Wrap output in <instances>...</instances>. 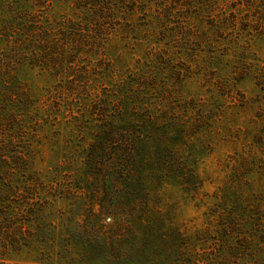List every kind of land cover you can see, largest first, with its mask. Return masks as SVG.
<instances>
[{"label": "trees", "instance_id": "1", "mask_svg": "<svg viewBox=\"0 0 264 264\" xmlns=\"http://www.w3.org/2000/svg\"><path fill=\"white\" fill-rule=\"evenodd\" d=\"M54 1L0 0V126L3 119L18 116L26 134L38 133L45 126H64L73 136L67 166L77 163V172L67 171L62 177L68 181L73 176L100 178L108 185L123 182L128 189L124 194L132 197L131 206L127 212L120 210V201L127 195L110 193L111 207L104 214L95 213L93 205L86 207L70 188L55 187L56 177L48 183L39 173L35 177L31 134L26 142L29 146L18 155L22 173L15 185L0 184V249H34L40 260L33 264H241L226 258L235 241L248 242L236 217L209 218L210 224L201 229L178 222L161 206L151 207L154 192L145 184L159 188L170 181H185V171L190 181L199 177L190 155L181 149L144 150L148 140L155 141L152 138L159 124L150 113V100L142 102L150 108L146 111L130 104L135 102L133 85L140 76L146 74L148 79L160 73L152 56L163 47L180 45V56L191 53L196 58L201 46L189 40L197 38L194 32L203 23L221 34L230 30L231 39L252 35V19L242 27H237V20L258 16L263 21L264 0H64L72 5L73 16L61 18H53L49 12ZM119 39L137 45L136 53L145 57L138 62L147 65L146 69L141 65L109 75L107 47ZM23 66L42 67L59 80L52 85L54 90L51 86L42 96L55 98L58 109L41 106V98L33 97L23 86L18 76ZM93 79H106L117 90L115 98L122 106L110 108L114 111L103 119L92 113L82 119H66L63 106L70 96L77 103L100 96L93 89ZM105 97L109 101L110 93ZM125 114L132 118L130 122L115 123ZM110 116H114L112 120ZM98 126L103 132L99 137ZM89 128L93 141L85 138ZM251 234L264 243V232ZM0 264L8 263L0 257Z\"/></svg>", "mask_w": 264, "mask_h": 264}, {"label": "rangeland", "instance_id": "2", "mask_svg": "<svg viewBox=\"0 0 264 264\" xmlns=\"http://www.w3.org/2000/svg\"><path fill=\"white\" fill-rule=\"evenodd\" d=\"M49 12L53 18L73 16V7L64 0H55ZM254 17L237 20V27L248 24V20L253 21V34L239 39H231L230 30L221 34L203 23L194 32L197 38L189 40V43L192 41V44L201 46L196 58L191 53L180 56V45L163 47L156 56H152L155 65L161 68L160 73L157 74L158 71L148 79H145L146 74L140 76L133 85L135 102L130 104L132 107L136 105L140 111H146L149 106L142 102L145 104L147 99L150 100V113L159 124L152 138L155 141L148 140L143 146L144 150L151 153L164 147L175 148V152L181 149L190 155L199 177L195 182L190 181L185 171V181H170L159 188L153 183L145 184L144 187L154 192V197L150 199L151 207L161 206L178 222H188L201 229L210 224L209 218L219 219L222 214L236 217L241 221L240 228L244 229L248 242L235 241L226 258L228 262L241 264H264V243L251 236L254 231L264 232V36L260 33L264 32V20ZM136 47L134 42L120 39L107 47L108 65L112 68L108 71L109 75L115 76L119 70L126 68L144 66L138 60L143 61L145 57L136 53ZM41 68L23 66L18 73L19 79L33 97L41 98V106L54 105L58 109L55 98L42 96L47 88L58 84L59 80L56 82L53 75ZM101 81L105 87L100 86ZM92 84L93 89L97 88L101 93L100 96L83 103L73 102L70 96L63 106L66 119L73 120L74 116L82 119L86 113L103 119L106 113L114 111L110 108L122 106L115 98L117 90L106 79H93ZM104 93H110V102ZM113 117L110 116V119ZM131 119L125 114L121 121L116 119L115 123H128ZM21 123L20 116L16 119L10 117L3 119L0 126V184L9 182L15 185L14 180L22 173V169L19 171L21 160L18 155L23 154L29 146L26 142L32 134L31 168L35 177L39 173L47 183L56 177L53 183L55 187L70 188L86 207L93 205L95 213L104 214L111 207L110 193L119 197L125 195L126 191L128 193L126 184L120 181L108 182V185L100 178L81 180L74 176L68 181L62 175L67 171L77 172V163L72 167L67 166V158L72 151L69 139L73 137L69 130L57 124L45 126L38 133L32 131L26 134ZM95 130L101 131L96 132L98 137L103 135L99 126ZM88 131L92 132L89 128L85 138L93 141ZM75 133L74 138L78 132ZM13 172L14 175H10ZM131 198L127 195L120 201V210L126 211L131 206ZM62 205L63 202H60V207ZM12 248L0 249V257L8 264H33L40 260L39 253L34 249Z\"/></svg>", "mask_w": 264, "mask_h": 264}]
</instances>
